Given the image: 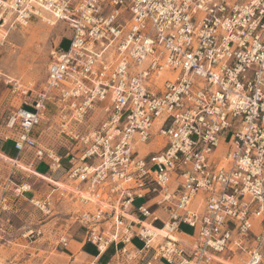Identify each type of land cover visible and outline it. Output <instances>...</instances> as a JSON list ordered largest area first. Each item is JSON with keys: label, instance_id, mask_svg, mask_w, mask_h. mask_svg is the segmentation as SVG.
<instances>
[{"label": "built area", "instance_id": "2783aa9c", "mask_svg": "<svg viewBox=\"0 0 264 264\" xmlns=\"http://www.w3.org/2000/svg\"><path fill=\"white\" fill-rule=\"evenodd\" d=\"M32 20L68 46L40 91L5 83L20 104L1 139L10 163L65 162L85 264H264V0H0V30ZM47 103L62 150L40 143Z\"/></svg>", "mask_w": 264, "mask_h": 264}, {"label": "rangeland", "instance_id": "374dc122", "mask_svg": "<svg viewBox=\"0 0 264 264\" xmlns=\"http://www.w3.org/2000/svg\"><path fill=\"white\" fill-rule=\"evenodd\" d=\"M49 24L32 20L27 26H16L9 32L0 30V138L9 135L5 129L6 118L20 104V99L10 94L9 85L5 83L19 81L31 93L40 91L45 84L50 52L54 48L65 50L68 46L70 32L67 27L61 22ZM46 108L50 111L46 118L52 123L40 127H50L45 129L40 143L47 148L62 150L66 142L62 135H58L57 127L53 124V121H57L52 113L54 106L47 103ZM158 147L153 144L149 150H157ZM0 148L7 156H16L11 144L0 143ZM1 155L0 264H67L68 257L58 253L62 249L56 247L58 237L66 230L73 234L75 241H80L82 235L76 225L69 221V215L79 208L78 202L70 197L72 187L62 173L65 162L61 170L51 173L46 161H37L29 154L22 155L15 164L4 160ZM30 163L32 166L28 167ZM33 173L58 182V188ZM20 185L29 186L28 191L22 194L15 192ZM50 194L51 213L45 215L34 202L42 201ZM143 202L137 200L134 206ZM3 207L4 210L1 209ZM180 231L190 233L191 229L180 226ZM133 244L139 246L136 241ZM86 252L94 253V249L88 246ZM82 257L85 255L77 256V260L81 261Z\"/></svg>", "mask_w": 264, "mask_h": 264}, {"label": "crops", "instance_id": "0c3cea01", "mask_svg": "<svg viewBox=\"0 0 264 264\" xmlns=\"http://www.w3.org/2000/svg\"><path fill=\"white\" fill-rule=\"evenodd\" d=\"M0 143L2 145L4 144H9V143H5L3 142V140L0 138ZM0 154H2L4 157L8 158L9 160H14L16 159V156H7L4 152V149L0 148ZM76 228L79 230L78 226H76ZM186 234V233H185ZM82 235V234H81ZM68 236L70 238V241H69V245H68V248H65V249H61L58 253L61 254V255H64L66 257H68V263L67 264H85V263H88L90 261V257L93 255V253H87L86 252V248L88 246H85L83 248L82 251H80V241H75L73 239V234L71 232L68 233ZM78 249V250H77ZM78 252H80V254H78ZM82 255H85V257L81 260V261H78L77 260V256L81 257ZM101 262V264H105L106 260L104 259V257L100 258L99 260ZM156 264H161V263H156Z\"/></svg>", "mask_w": 264, "mask_h": 264}, {"label": "bare ground", "instance_id": "6f19581e", "mask_svg": "<svg viewBox=\"0 0 264 264\" xmlns=\"http://www.w3.org/2000/svg\"><path fill=\"white\" fill-rule=\"evenodd\" d=\"M49 23H51V25H53V23H56V22H53L52 20H49ZM26 26H27V25H26ZM1 157H2L4 160H8V161H9L8 158H6V157H4V156H2V155H1ZM33 174H34L35 176H37V177H40L41 179H43L44 181L48 182L49 184H51V185H53V186H57V185H58V182H56V181L50 179L49 177L42 176V175H40V174H38V173H33Z\"/></svg>", "mask_w": 264, "mask_h": 264}]
</instances>
